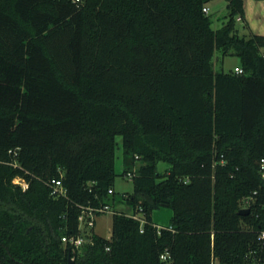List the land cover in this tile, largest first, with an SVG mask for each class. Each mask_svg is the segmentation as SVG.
Instances as JSON below:
<instances>
[{
	"label": "trees",
	"instance_id": "trees-1",
	"mask_svg": "<svg viewBox=\"0 0 264 264\" xmlns=\"http://www.w3.org/2000/svg\"><path fill=\"white\" fill-rule=\"evenodd\" d=\"M211 1L0 0V264H253L264 34L240 35L244 0L214 29ZM217 50L243 72H216ZM118 136L124 173L140 162L132 212L74 250L63 237L79 234L82 207L116 201Z\"/></svg>",
	"mask_w": 264,
	"mask_h": 264
},
{
	"label": "rangeland",
	"instance_id": "rangeland-1",
	"mask_svg": "<svg viewBox=\"0 0 264 264\" xmlns=\"http://www.w3.org/2000/svg\"><path fill=\"white\" fill-rule=\"evenodd\" d=\"M245 2V18L238 20L237 28L240 35L250 36L251 32L256 34H264V0H244ZM208 7L213 19V28L220 29L226 21L228 15V1L227 0H212ZM248 21V25L246 24ZM241 66V59L236 55L222 56L221 51H216L214 56V69L216 72H236ZM118 148L116 158V178L115 191L116 201L111 210L97 217L95 232L106 238H111L113 233V216L114 212H132V208L123 200V195L133 194L135 191L133 173L140 166L137 161L133 172L124 173V158L122 136L117 137ZM168 165L164 162L159 164V170L165 171ZM21 181V179H19ZM22 182V181H21ZM242 204H245L242 202ZM173 212L170 208H162L154 213V220L159 227H167L172 218Z\"/></svg>",
	"mask_w": 264,
	"mask_h": 264
},
{
	"label": "built area",
	"instance_id": "built-area-1",
	"mask_svg": "<svg viewBox=\"0 0 264 264\" xmlns=\"http://www.w3.org/2000/svg\"><path fill=\"white\" fill-rule=\"evenodd\" d=\"M204 11L209 13L210 9L209 7H205ZM238 20H242L241 17L238 18ZM243 72V69H239L236 71V73L241 74ZM262 169H263V177H264V158L262 159ZM22 181V182H21ZM16 179L15 182L22 184L23 188L26 189L28 187V184L24 180ZM53 194L58 197H65L67 196V189L63 187L61 180H53ZM112 193L113 191L110 190ZM257 192H255L256 194ZM253 200V197H247L244 198L242 202L245 204H242V208H247L251 204ZM111 209L108 205L102 206V207H82V213L79 217V234L78 235H71V236H64L63 242L65 244H70L72 248L75 250L77 248H80L86 243H93V233H95V227L97 223V217L109 212ZM137 218V216H136ZM161 228V227H160ZM258 239L261 243V252L258 255H255L253 264H264V229L261 230L258 234ZM162 258L164 260H169L170 257H168L167 254H163ZM212 264H217V260L213 257Z\"/></svg>",
	"mask_w": 264,
	"mask_h": 264
},
{
	"label": "water",
	"instance_id": "water-1",
	"mask_svg": "<svg viewBox=\"0 0 264 264\" xmlns=\"http://www.w3.org/2000/svg\"><path fill=\"white\" fill-rule=\"evenodd\" d=\"M251 212V209L249 208V207H247V208H242L240 211H239V213L241 214V215H247V214H249ZM69 264H75V259L73 258V257H71V256H69Z\"/></svg>",
	"mask_w": 264,
	"mask_h": 264
},
{
	"label": "crops",
	"instance_id": "crops-1",
	"mask_svg": "<svg viewBox=\"0 0 264 264\" xmlns=\"http://www.w3.org/2000/svg\"><path fill=\"white\" fill-rule=\"evenodd\" d=\"M242 20H243V19H242ZM248 23H249V22H248V21H246V24H247V25H248ZM251 34H252V32H251ZM239 69H241V66H240V68H239ZM239 69H237V71H238Z\"/></svg>",
	"mask_w": 264,
	"mask_h": 264
}]
</instances>
